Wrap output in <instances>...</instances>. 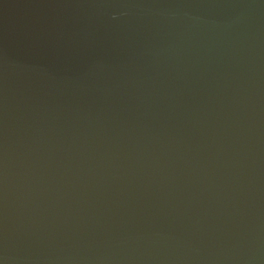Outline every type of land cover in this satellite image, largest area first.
I'll use <instances>...</instances> for the list:
<instances>
[{
    "label": "water",
    "instance_id": "obj_1",
    "mask_svg": "<svg viewBox=\"0 0 264 264\" xmlns=\"http://www.w3.org/2000/svg\"><path fill=\"white\" fill-rule=\"evenodd\" d=\"M0 264H264V0H0Z\"/></svg>",
    "mask_w": 264,
    "mask_h": 264
}]
</instances>
